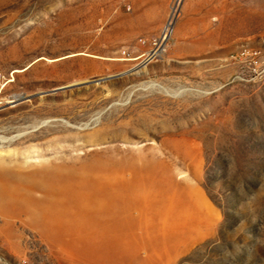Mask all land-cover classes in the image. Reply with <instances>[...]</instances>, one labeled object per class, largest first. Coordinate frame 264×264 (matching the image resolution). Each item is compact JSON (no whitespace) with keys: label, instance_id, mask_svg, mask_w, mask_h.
Segmentation results:
<instances>
[{"label":"rangeland","instance_id":"rangeland-1","mask_svg":"<svg viewBox=\"0 0 264 264\" xmlns=\"http://www.w3.org/2000/svg\"><path fill=\"white\" fill-rule=\"evenodd\" d=\"M58 164L77 194L20 191L51 231L7 194ZM0 167V264H264V0H0Z\"/></svg>","mask_w":264,"mask_h":264},{"label":"bare ground","instance_id":"bare-ground-1","mask_svg":"<svg viewBox=\"0 0 264 264\" xmlns=\"http://www.w3.org/2000/svg\"><path fill=\"white\" fill-rule=\"evenodd\" d=\"M12 177H14V175ZM25 177L28 180L27 185L22 184L20 177L18 175H15L16 192H10L9 194H7L10 198L8 202L11 203V206H14V208H19L22 210H28L27 206L29 208H32V210L27 211L30 213L29 215H31L32 217L34 216L36 219L49 225L51 228L47 229L51 231H56L54 229H57L61 225H63L62 214L53 210L52 205L48 207L40 206V198L34 199L28 196L24 197L22 196L20 191L24 190L25 188L32 190L39 189L42 192V195H44L45 197H51L53 194H55L56 198L60 199L68 192H70L72 195L78 193L72 188V184H74L76 188H79L81 186H85L87 183V179L83 177L82 173H80L76 169H72L71 166L66 164H58L49 167L41 166L29 171V173L25 174ZM106 183L119 184L124 190H128L129 182L128 179L123 175H113L112 179L109 180L108 178H106ZM188 195L190 196L191 204L193 205V207H187L185 210L182 221L180 222L183 223L182 226H180L181 233L179 235L170 234L168 237V241L171 243V250L173 251H176L179 245L186 242L187 239L192 238V233L196 232L197 223L207 222L204 214V209H206L207 205L203 197L198 191L192 188H189ZM71 198L77 200L75 197ZM96 198L97 197L94 194L90 197L85 196L84 198L78 199L77 201L80 203V207H83L84 209L87 208L86 205L89 202L96 203ZM33 206H35L37 209L34 210ZM97 206L101 209L100 205ZM94 210L96 212H99V210L97 209ZM67 215L71 217L74 216L68 213ZM77 217L78 216L75 217V221L79 223ZM71 243L73 246H75L77 244V240L73 239Z\"/></svg>","mask_w":264,"mask_h":264},{"label":"built area","instance_id":"built-area-1","mask_svg":"<svg viewBox=\"0 0 264 264\" xmlns=\"http://www.w3.org/2000/svg\"><path fill=\"white\" fill-rule=\"evenodd\" d=\"M170 19L165 23L158 35L153 37L150 41L151 50L146 54L145 60L149 61L150 58L157 56L162 53L166 47V42L168 40V36L170 34Z\"/></svg>","mask_w":264,"mask_h":264}]
</instances>
